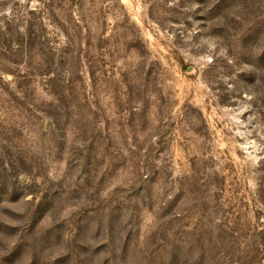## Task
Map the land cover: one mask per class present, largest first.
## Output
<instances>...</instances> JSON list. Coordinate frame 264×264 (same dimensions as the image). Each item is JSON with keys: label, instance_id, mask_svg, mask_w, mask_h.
<instances>
[{"label": "rangeland", "instance_id": "1", "mask_svg": "<svg viewBox=\"0 0 264 264\" xmlns=\"http://www.w3.org/2000/svg\"><path fill=\"white\" fill-rule=\"evenodd\" d=\"M0 264H264V0H0Z\"/></svg>", "mask_w": 264, "mask_h": 264}]
</instances>
